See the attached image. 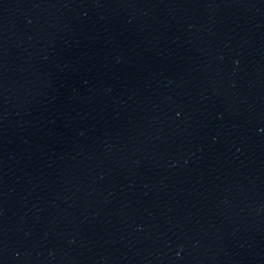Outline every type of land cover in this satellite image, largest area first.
Segmentation results:
<instances>
[{"label": "water", "instance_id": "water-1", "mask_svg": "<svg viewBox=\"0 0 264 264\" xmlns=\"http://www.w3.org/2000/svg\"><path fill=\"white\" fill-rule=\"evenodd\" d=\"M62 124L95 264H132L264 32V0H16Z\"/></svg>", "mask_w": 264, "mask_h": 264}]
</instances>
